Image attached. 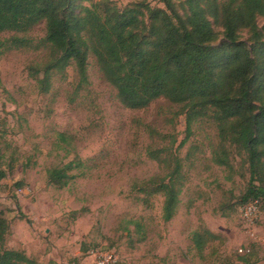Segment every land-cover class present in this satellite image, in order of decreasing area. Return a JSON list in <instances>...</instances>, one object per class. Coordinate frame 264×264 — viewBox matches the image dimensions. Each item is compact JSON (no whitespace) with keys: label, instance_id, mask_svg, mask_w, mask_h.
Segmentation results:
<instances>
[{"label":"rangeland","instance_id":"374dc122","mask_svg":"<svg viewBox=\"0 0 264 264\" xmlns=\"http://www.w3.org/2000/svg\"><path fill=\"white\" fill-rule=\"evenodd\" d=\"M114 1L125 7L142 0ZM258 26L264 27V19ZM216 30L221 41L223 29ZM45 34L42 23L27 35L32 48L0 55V170L7 174L0 183V212L10 224L6 249L23 251L36 264H94L96 256L108 253L118 264H243V258L264 264V208L255 227L247 229L242 198L249 170L239 158L231 171L213 164L208 144L216 142L215 128L198 123L189 133L186 117H175L177 107L166 99L142 110L125 108L93 56L84 89L77 90L79 78L71 66L65 74L54 73L50 91L43 92L38 80L49 51L39 44ZM12 35H0V42ZM240 38L251 43L247 31ZM148 126L165 137L153 136ZM172 138L182 159L194 144L200 149L184 161L181 203L166 222L164 197L145 203L138 186L161 173L148 146L162 147ZM74 161L81 166L69 173L74 179L66 187L50 182V170ZM136 221L141 232L132 224ZM202 228L218 239L200 252L193 235Z\"/></svg>","mask_w":264,"mask_h":264},{"label":"trees","instance_id":"16d2710c","mask_svg":"<svg viewBox=\"0 0 264 264\" xmlns=\"http://www.w3.org/2000/svg\"><path fill=\"white\" fill-rule=\"evenodd\" d=\"M159 2L162 6L142 0L121 7L114 0H0V35L13 33L0 42V55L32 48L27 35L45 23L46 34L39 44L49 51L43 78L38 80L43 92L50 91L54 73L65 74L71 66L79 78L77 90L84 89L93 56L125 108L142 110L166 99L177 107L175 117H186L189 133L198 123L213 126L216 142L208 144L211 161L231 171L233 161L241 159L250 174L242 203L264 208V50L258 47L264 38V27L258 26L264 19V0ZM218 27L223 29L221 41ZM243 31L250 34V44L241 40ZM147 128L153 136L165 137ZM175 143L172 138L165 146L155 147L154 142L148 146V156L161 173L138 186L145 203L152 196L164 197L166 222L176 216L181 203L184 161L200 149L194 144L182 159L180 148L173 150ZM80 166L74 161L50 170L49 180L66 187L74 179L69 173ZM6 176L0 170V183ZM132 224L142 231L140 222ZM9 231L0 212V264H36L25 252L6 249ZM193 239L202 252L218 236L202 228ZM242 263L253 264L247 258Z\"/></svg>","mask_w":264,"mask_h":264},{"label":"built area","instance_id":"2783aa9c","mask_svg":"<svg viewBox=\"0 0 264 264\" xmlns=\"http://www.w3.org/2000/svg\"><path fill=\"white\" fill-rule=\"evenodd\" d=\"M243 220L246 223V228L255 227L259 219L260 207L256 203H249L242 209ZM240 252H243L242 250ZM94 264H118V259L114 253L101 254L96 256Z\"/></svg>","mask_w":264,"mask_h":264}]
</instances>
